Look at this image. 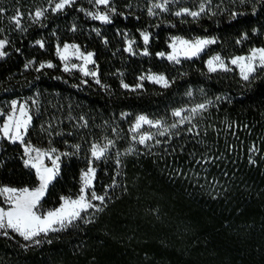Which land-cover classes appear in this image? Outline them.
Returning a JSON list of instances; mask_svg holds the SVG:
<instances>
[{
	"label": "trees",
	"instance_id": "16d2710c",
	"mask_svg": "<svg viewBox=\"0 0 264 264\" xmlns=\"http://www.w3.org/2000/svg\"><path fill=\"white\" fill-rule=\"evenodd\" d=\"M6 1L22 9L8 6L17 10L20 25L5 23L0 34L8 42L0 60V103L30 98L26 142L61 155L40 208H57L61 197L79 194L93 144L109 145L94 163V190L103 194L116 185L90 221L35 238L39 244L11 231L0 234V264H264V68L245 81L236 68L207 67L214 54L233 58L264 48V0H172L168 11L156 9L152 16L154 0H112L115 13L77 0L59 12L49 9L38 21L34 14L46 0ZM202 3L198 17L175 15L198 12ZM97 11L111 23L86 15ZM141 33L149 35L147 44ZM174 37L215 42L177 63L159 57ZM129 42L131 52L125 50ZM65 43L94 54L95 77L64 70L57 49ZM48 63L54 66L40 67ZM147 72L164 74L168 86L142 83ZM199 104L206 108L194 124L177 128L167 150L129 153L139 115L171 127L174 111ZM207 154L215 159L202 175L209 188L189 176ZM219 154L236 159L221 163ZM24 160L21 144L2 141L0 187L38 185ZM175 165L173 181L166 171Z\"/></svg>",
	"mask_w": 264,
	"mask_h": 264
},
{
	"label": "snow or ice",
	"instance_id": "6c2138e0",
	"mask_svg": "<svg viewBox=\"0 0 264 264\" xmlns=\"http://www.w3.org/2000/svg\"><path fill=\"white\" fill-rule=\"evenodd\" d=\"M75 0H57L55 2L54 7L52 8L53 12H59L65 9L66 7H70ZM92 2L96 6H103L108 9L112 13H115V8L110 7L112 0H92ZM172 2V0H154L151 4V7L148 8V15H156V9L160 11H168V4ZM44 11L46 10H37L34 14L35 20H39L44 16ZM205 11V5L202 3L200 5L199 11H190L189 9H182L181 11L175 12L176 16L181 15H189L192 17H198L201 12ZM86 15L90 16L94 20H99L102 23H111V19L107 13H101L97 11L96 13L87 12ZM14 22L19 27L20 18H14ZM75 28H73V31ZM99 34V33H97ZM144 43L147 44L149 41V35L146 33H141ZM214 40L208 39H199L195 42H189L187 40H182L176 38L169 45L172 48V53L169 54L166 58L169 61H175L179 63V56L183 54L185 58L191 59L194 56H197L201 51H203L206 45L214 43ZM7 40H0V57L6 55L3 49L7 45ZM41 47L43 44L40 41H37ZM179 45V47H178ZM72 49V54L77 58H82L84 60L85 65L88 63H92V53H88L87 55H83L79 48L76 45H64L63 50L57 49V53L59 58L62 61L68 60V53ZM126 51L131 52V42ZM143 55H148L147 50L144 51ZM161 57H164V53H159ZM209 71H216L217 67L222 70L228 71L226 68L224 61L221 60L219 56L213 57L208 62ZM231 64L238 65L240 68L242 78L247 81L250 79L252 74L257 70V67L264 68V48L253 49L251 54L248 57H236L231 60ZM51 63L46 65L42 64L40 67H53ZM75 67V65H73ZM65 71H69V67L65 65ZM85 76L92 75L96 76V72H89L84 68L80 69ZM143 80L144 77H141ZM148 79L161 83L163 86H168V81L162 75L149 76ZM99 79L96 80V83H99ZM125 88H128L127 84L122 85ZM191 95V93H189ZM206 108L205 104H199L196 107L192 108L190 111L192 114H196ZM12 114L7 116L6 121L3 123L2 127H0V133L3 134V138L9 140L11 143H24V135L27 133L29 124L31 122V117L28 116L27 110L24 105H20L19 109H17V102L13 101L11 103ZM17 110L19 111V115H16ZM183 110H177L172 113L175 117H182ZM3 115V113H0ZM185 121L191 122V118L188 116L182 117L179 120V124H183ZM149 125L150 127H154L157 129H161L162 125L160 121H152L149 120L146 116H138L134 126L131 128L133 133H138L143 125ZM178 124L174 123L171 125L172 128H176ZM169 129L164 127L157 134L160 136L168 133ZM191 131V129H189ZM154 137L152 134L145 133L139 135L138 143L145 144L146 141L152 140ZM135 140L136 137L134 136ZM159 141H157L158 143ZM111 143V142H109ZM77 149L79 146H76ZM108 145H104L101 147L98 144H93L91 147V154L95 159H100L104 156L107 151ZM55 152V149H52ZM132 150L129 149V152ZM35 152V157L32 156V153ZM24 155L28 157V159L24 160V166L35 169L37 180L39 181V186L33 189L30 188H13L8 186L0 187V197H3L4 205L0 206V234L5 236L8 235V232L11 231L18 236L22 237L24 241H32L33 243L39 244L40 240H36V237L41 235L47 237L51 232H59L62 230H66L69 226H72L76 220L83 219L81 213L87 212L88 209L96 207L91 201L98 200L101 204L104 203L105 197L99 196L95 192L91 193L90 199L84 195L85 189L91 186L92 178L95 175V169L89 168L88 171L82 177L84 181V186L80 189L81 195L78 199H71L61 197L62 203L59 208L50 210L46 214H41L39 211L41 200L44 198L48 186L51 181L55 178L56 174L59 170V165L57 161L59 160V156L56 157L55 160L52 161L53 167H46L43 164V157L48 156L51 159V156L47 152H42L39 149L33 148L30 144L24 146ZM97 211H101L102 209L96 207ZM51 243V240L47 241Z\"/></svg>",
	"mask_w": 264,
	"mask_h": 264
},
{
	"label": "rangeland",
	"instance_id": "374dc122",
	"mask_svg": "<svg viewBox=\"0 0 264 264\" xmlns=\"http://www.w3.org/2000/svg\"><path fill=\"white\" fill-rule=\"evenodd\" d=\"M75 1H77V0H75ZM92 1V0H91ZM55 2H57V0H46V3H42L43 5H45V6H40V8L39 9H37V10H46V11H44V14L49 10V9H52L53 7H54V4H55ZM15 5V7L17 8V10L18 9H22V8H20V6H18V5H16L15 4V2L14 1H10V2H8V1H6V0H0V10H1V13H0V15H10V16H12L11 17V19H8V21L5 19V17H3V16H1V19H0V34H5V31L3 30L4 29V27H5V23H10V24H12V25H15L16 23L14 22V18H17V17H19L18 15H17V10L16 11H11V12H9L8 10H7V8H8V6L10 5ZM15 8V9H16ZM36 10V11H37ZM8 11V12H7ZM21 11H23V10H21ZM176 38H179V39H182V40H187V41H189L190 43L191 42H195L196 40H199V39H201V38H197V39H187V38H183V37H174L173 39H172V41H171V43L173 42V40L174 39H176ZM1 40V39H0ZM208 40H210V39H208ZM130 43V42H129ZM129 43H128V46H129ZM170 43V44H171ZM69 45V46H71V45H76L78 48H79V50H80V52L83 54V55H87L88 53H92V52H88V51H85V50H83L78 44H76V43H65V44H63L62 46H60L59 47V49H61V51L63 50V48H64V45ZM213 44V43H212ZM7 46V45H6ZM133 46V42H131V47ZM211 46V44H209V45H206L205 47H204V49H203V51H201L197 56H199L200 54H202L207 48H209ZM178 47H179V45H178ZM6 48V47H5ZM5 48L3 49V51L5 52ZM256 49H259V48H256ZM132 50H133V47H132ZM6 53V52H5ZM172 53V48L170 47V50H169V52L168 53H164L165 55H164V57H161L160 55H159V57L160 58H163V59H166V60H168L166 57L169 55V54H171ZM93 54V53H92ZM251 54V52L249 53V54H247V55H242V56H236V57H248L249 55ZM59 56V55H58ZM68 56H69V58H68V60H66V61H62L61 59V62H62V64H63V68L65 69V65H67L68 67H69V71H72V72H79V73H81L82 75H84L83 74V72L80 70L81 68H84L85 70H87V71H89V72H94L93 70H92V68H93V64H94V54H93V56H92V60H93V62L92 63H88V64H86L85 65V63H84V60L82 59V58H77L75 55H73L72 54V49L70 48V51H69V53H68ZM197 56H194V57H192V58H195V57H197ZM215 56H219L220 58H221V60H223L224 61V64H225V66H226V68H228L229 70H231L232 68H236L238 71H239V74H240V76H241V72H240V68H239V66L238 65H233V64H231V60L232 59H235L236 57H233V58H224V57H222L220 54H214V55H212L208 60H207V62L209 61V60H211L213 57H215ZM5 57V55L3 56V57H0V60L2 59V58H4ZM182 59H188V58H185V56L183 55V54H181L180 56H179V60H182ZM169 61V60H168ZM170 62H175V61H170ZM73 65H75V67H73ZM207 67H208V63H207ZM209 69V68H208ZM258 69H260L259 67H257V70ZM228 70V71H229ZM256 70V71H257ZM218 71H225V70H222V69H220L219 67H217V70L216 71H214V72H218ZM255 71V72H256ZM211 72H213V71H211ZM254 72V73H255ZM253 73V74H254ZM252 74V75H253ZM153 75H156V76H159V75H162V76H164L165 78H166V80L168 81V79H167V77L164 75V74H160V73H155V72H147V73H145L144 75H143V77H144V79L142 80L141 79V82L143 83V82H146V81H148V82H151V83H155V84H157V85H160V86H163L161 83H156V82H154V81H152V80H150V79H148V77L149 76H153ZM85 76V75H84ZM88 76H92V75H88ZM242 77V76H241ZM13 101H16L17 102V109H19V106L20 105H24V107H25V109L27 110V113H28V116H30L31 117V111H30V102H31V99L30 98H28V97H18V98H14V99H12L9 103H8V105H6V104H3L2 102L0 103V113H3V115H0V127H2V125H3V123L6 121V119H7V116L8 115H10V114H12V109H11V103L13 102ZM194 108V107H193ZM192 108H184V109H180V110H183L182 111V117H184V116H188V117H190L191 118V122L189 123L188 121H185L183 124H179L178 122H179V120L180 119H182V117H176V119H177V124H178V126L176 127V128H172V127H170L169 125H166L165 124V122L164 121H162V120H158V119H154V118H152V117H149V116H147V115H143V116H146L149 120H152V121H160L161 122V125H162V127H161V129H157V128H154V127H150L149 125H147V124H145V125H143L142 126V128L140 129V131L138 132V133H133L132 131V139H133V137L135 136L136 137V139L134 140L133 139V146H132V148H131V152H129V153H131V154H133V155H136V156H141V155H155V154H160L161 152H162V150H167V147H168V145L170 144V142L172 141V139H174L175 138V134L177 133L176 131H177V128L178 127H182V126H185V125H192V124H194L195 122V117H197V115H199L200 113H201V111L200 112H198V113H196V114H192L191 113V110ZM16 115L18 116L19 115V111L17 110V112H16ZM2 116H4V120L3 121H1V117ZM139 116H141V115H139ZM135 122H136V120H135ZM135 122L133 123V125H132V127L134 126V124H135ZM31 123V122H30ZM30 125V124H29ZM164 127H167L168 129H169V131H168V133H166L165 135H163V136H160V135H158L157 133L159 132V131H161ZM145 133H149V134H152L153 135V139L152 140H149V141H146L145 142V144H139L138 143V139H139V135H141V134H145ZM26 134L24 135V143L23 144H21V143H19V142H17V143H19V144H21L22 145V147H23V149H24V146L25 145H31L33 148H35V149H39L40 151H42V152H47V153H49L50 154V156H51V159L48 157V156H45V157H43V164H44V166H46V167H53V163H52V161L53 160H55L56 159V157L57 156H59V160L57 161V163H58V165H59V170H58V173L56 174V176L59 174V171H60V158H61V155H60V153L58 152V151H56L55 150V152H53L52 150H46V149H43V148H41V147H38V146H35V145H33L32 143H30V142H26ZM3 140H7V139H4L3 138V134L2 133H0V147H1V143H2V141ZM7 141H9V140H7ZM157 141H159L158 143H157ZM10 142V141H9ZM98 145H100L101 147H103L104 145H108V144H106V143H100V144H98ZM109 146V145H108ZM107 151H108V148H107ZM106 151V152H107ZM106 152H105V154H106ZM105 154H104V156H105ZM230 154H232V153H230ZM229 154V157H227V158H225V155H223V154H219L218 155V157H217V160H220V162L222 163L223 161H225V164L226 163H230V161H232V163L235 161V159H236V155H235V157H233L234 159H232L231 157H232V155H230ZM35 152H33L32 153V156L33 157H35ZM103 156V157H104ZM206 157H204L203 159H198V160H196V164H195V167H196V165H197V168H192V167H190L189 169H191L190 171H191V175H189V176H192V180H194L195 181V185H197V184H199L200 185V182H201V186H207V182L204 180V178H203V174L204 173H206L209 169V167H210V165H214L215 164V159H214V157L213 156H210L209 154H207V155H205ZM103 157H101L100 159H95L93 156H92V159H93V162L90 164V166L84 171V173H83V175H82V177L84 176V174L88 171V169L89 168H93V169H95V175H94V177L92 178V183H91V186L90 187H88V188H86L85 189V193H84V195H86V197L87 198H89L90 199V197H91V193L92 192H95L97 195H99V196H104L105 197V200H104V203L103 204H101V202L100 201H98V200H93V201H91L96 207H98V208H100V209H103V207H104V205L107 203V201L109 200V198H110V192L114 189V187H115V185L116 184H114L113 185V187H109V188H107V191L105 192V193H103V194H100V193H98V192H96L95 190H94V185H95V180H96V174H97V167L95 166V164L94 163H96V162H99ZM25 159H28V157L27 156H25ZM225 159V160H224ZM179 166V165H178ZM178 166H173V167H167L168 169H167V171H166V173H167V175H168V177H169V179H171V180H173V181H176L177 180V178L178 177H173V175L175 174V172H177L179 169L178 168H180V167H178ZM119 173H121V171H122V167H121V164H119ZM35 170V169H34ZM119 175V174H118ZM55 176V177H56ZM120 179V178H119ZM54 180V179H53ZM52 180V181H53ZM51 181V182H52ZM211 183H212V181H211ZM216 184H218V183H216ZM50 185V184H49ZM219 185V184H218ZM39 186V182H38V185L36 186V187H38ZM84 186V181H83V179H82V187ZM2 187V186H1ZM8 187H10V186H8ZM36 187H33V188H36ZM49 187V186H48ZM81 187V188H82ZM208 187V186H207ZM13 188H17V187H13ZM23 188H25V187H23ZM27 188H29V187H27ZM33 188H30V189H33ZM209 188V187H208ZM17 189H21V188H17ZM81 195V191L79 192V194H77L76 196H69V197H65V198H71V199H78L79 198V196ZM42 201V200H41ZM0 206H6V205H4V202H3V197H0ZM60 206H58L57 208H59ZM96 207H94V208H91V209H88L87 210V212H83V213H81V216L83 217V219H80V220H84V221H90V219L96 214V213H98V212H100V211H97L96 210ZM57 208H54V209H57ZM54 209H49V210H47V211H45V212H43L42 211V209L41 208H39V211H40V213L41 214H46L48 211H50V210H54ZM78 220H76L74 223H76ZM70 227V226H69ZM10 232V231H9ZM8 232V233H9ZM51 233H54V232H51ZM51 233H49V234H51ZM48 234V235H49ZM41 236H43V235H41ZM40 237V236H39ZM36 238H38V237H36Z\"/></svg>",
	"mask_w": 264,
	"mask_h": 264
}]
</instances>
